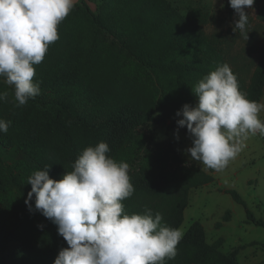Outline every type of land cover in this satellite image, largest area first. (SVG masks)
I'll use <instances>...</instances> for the list:
<instances>
[{
  "label": "trees",
  "instance_id": "16d2710c",
  "mask_svg": "<svg viewBox=\"0 0 264 264\" xmlns=\"http://www.w3.org/2000/svg\"><path fill=\"white\" fill-rule=\"evenodd\" d=\"M74 8L82 9L77 14L91 32L70 37L69 14L58 25L59 39L35 66L40 94L16 107L14 88L9 86L13 96L0 101V119L11 121L8 132H0V146L18 151L30 164L25 172L0 155V262L6 258L9 242L15 241L12 264H54L68 245L57 226L34 210V198L29 211L28 178L50 167V177L62 179L82 151L99 142L109 145L107 155L135 166L129 173L135 192L122 201L130 215L151 209L153 215L162 214L163 224L179 228L190 189L214 181L212 174L189 163L170 141L147 147L136 132L149 124L188 132L186 126L178 128L182 117L176 113L198 100L193 89L205 75L228 63L218 43L169 0H98L94 11L82 1ZM102 34L109 35L112 43H104ZM232 69L248 99L260 102L264 42L246 85ZM3 80L0 92H4ZM226 192L244 204L236 190ZM246 213L247 223L264 227V220L249 209ZM230 218L227 211L224 221ZM222 244V238L207 242L203 224L194 221L178 244L176 257L165 264H241L237 254L242 247L223 252Z\"/></svg>",
  "mask_w": 264,
  "mask_h": 264
},
{
  "label": "clouds",
  "instance_id": "9594fccd",
  "mask_svg": "<svg viewBox=\"0 0 264 264\" xmlns=\"http://www.w3.org/2000/svg\"><path fill=\"white\" fill-rule=\"evenodd\" d=\"M255 2L229 0L239 17L233 30L245 38L249 23L245 9ZM74 7L75 0H0V77L14 88L16 107L40 94L35 66L59 39L58 25ZM193 92L196 106L185 104L176 113L182 117L178 128L186 126L192 139L185 152L205 167L222 171L250 137L264 136L260 118L264 102L248 99L228 63L217 65ZM7 97V91L0 92V101ZM10 124L0 119V132L7 133ZM109 151L103 141L85 148L73 170L60 180L50 177V167L28 178L29 211L34 198V210L57 226L68 245L54 264H165L176 257L183 230L166 226L162 214L153 215L151 209L144 214L125 212L122 201L135 192L130 165L107 155Z\"/></svg>",
  "mask_w": 264,
  "mask_h": 264
},
{
  "label": "rangeland",
  "instance_id": "374dc122",
  "mask_svg": "<svg viewBox=\"0 0 264 264\" xmlns=\"http://www.w3.org/2000/svg\"><path fill=\"white\" fill-rule=\"evenodd\" d=\"M169 1L183 15L191 17L208 38L218 43L229 65L237 70L246 85L258 64L260 48L264 42V0H256L252 8L245 9L249 15L248 38L241 35L239 30H233L239 17L236 13H231L229 0ZM81 10L73 8L70 12V24L66 27L70 37L88 35L91 32L84 17L77 14ZM100 36L104 43H112L109 35ZM2 83L3 91L13 96L9 85L4 80ZM197 102L198 100L190 105L195 107ZM260 102H264V93ZM260 118L264 120V111L260 113ZM177 130L179 139L176 138ZM136 134L147 147H152L158 141H170L189 163L214 176L213 182L190 189L184 221L179 227L183 233H186L194 221L199 220L205 228L207 242L212 243L222 238L223 252L242 247L237 254V260L241 264H264V227L246 222V209L251 210L256 218L264 220V136L257 134L250 137L236 158L222 171H216L192 160L190 154H186L185 150L190 147L192 139L184 130L149 124L138 128ZM0 155L6 163L12 164L16 169L26 172L30 165L18 151L0 146ZM130 168L134 169L135 166L130 165ZM227 189L236 190L243 198L244 204L235 201L232 195L226 192ZM227 211L231 212V218L224 221ZM217 222H222V226L216 227ZM252 242L258 244L251 245ZM16 246L15 241L9 242L4 252L6 258L0 264H12V253Z\"/></svg>",
  "mask_w": 264,
  "mask_h": 264
},
{
  "label": "crops",
  "instance_id": "0c3cea01",
  "mask_svg": "<svg viewBox=\"0 0 264 264\" xmlns=\"http://www.w3.org/2000/svg\"><path fill=\"white\" fill-rule=\"evenodd\" d=\"M82 1L86 2L92 9H96L98 0H75V3H81Z\"/></svg>",
  "mask_w": 264,
  "mask_h": 264
}]
</instances>
